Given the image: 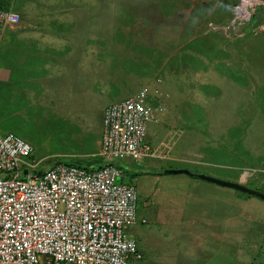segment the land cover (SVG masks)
Instances as JSON below:
<instances>
[{
    "label": "rangeland",
    "instance_id": "obj_1",
    "mask_svg": "<svg viewBox=\"0 0 264 264\" xmlns=\"http://www.w3.org/2000/svg\"><path fill=\"white\" fill-rule=\"evenodd\" d=\"M34 1L0 7L28 9L46 39L47 27L73 20L74 41L59 43L74 48L46 76L25 67L34 41L0 51V137L30 143L22 159L40 172L58 161L96 169L105 162L106 106L146 87L163 105L148 126L151 151L119 165L139 197L138 221L125 229L143 255L137 264H264V199L166 173L185 169L264 192V5L241 26L244 36L230 39L202 29L229 22L238 0ZM12 33L0 23V43ZM177 130L173 146L152 155Z\"/></svg>",
    "mask_w": 264,
    "mask_h": 264
},
{
    "label": "built area",
    "instance_id": "obj_2",
    "mask_svg": "<svg viewBox=\"0 0 264 264\" xmlns=\"http://www.w3.org/2000/svg\"><path fill=\"white\" fill-rule=\"evenodd\" d=\"M261 3L238 0L229 22L210 21L202 33L243 37L241 26L258 19ZM20 19L0 7L4 26ZM149 98L144 87L106 107L99 152L105 162L96 169L58 161L40 172L22 159L31 155L30 143L12 132L0 137V175L8 174L0 176V264H137L143 258L125 231L138 221L139 197L134 184L122 181L119 165L126 157L141 162L151 151L148 126L163 105Z\"/></svg>",
    "mask_w": 264,
    "mask_h": 264
},
{
    "label": "crops",
    "instance_id": "obj_3",
    "mask_svg": "<svg viewBox=\"0 0 264 264\" xmlns=\"http://www.w3.org/2000/svg\"><path fill=\"white\" fill-rule=\"evenodd\" d=\"M114 1H115L114 4L116 5L117 0H114ZM33 2L35 1L28 0V4L33 3ZM21 5L23 6L24 3ZM26 6H29V5H26ZM23 9H25L24 6H23ZM17 13L20 15V18H21L20 21L16 24L8 25L13 28L12 41H10V43H6L5 41H2V43H0V51L2 49L4 50L5 46L10 47L11 49L13 47H17L19 51V48H23V46H25L27 42L34 41L33 45L36 46L34 51H37V52H35L33 55L31 53L29 58L24 61L26 62V66H25L26 69L31 70L32 72H35V70H32L34 68L31 66V64L34 63V64H37L36 69L44 70L43 76H46L47 73L52 74L53 72L51 70H53L52 68L58 63V61H61V59H63L66 55L71 54L73 52V48H74L73 46L71 45L64 46L61 43H59V41H62V40L68 41L67 39L69 38H72L74 41V36H73V33L71 32H73L74 27L76 26L74 24L75 22L71 20L72 22L70 21L68 23V22H62L60 20V23L57 25H53L52 28H50V30H49V27H47L48 29L47 31L50 35L46 39L45 33L41 32L44 29L40 28L38 24H35V21H36L35 15H30V13L28 12V9H26V11L24 10L23 12H21V10H18ZM197 20L198 18L195 17V21H196L195 23H197ZM82 21H86V19ZM0 37H1V34H0ZM48 39H51V41H48ZM59 44H61L62 46H59ZM26 54L27 52L25 51V55ZM2 69L4 68L0 66V72L3 71ZM157 122H159V118ZM173 132L175 134L169 135L168 140L163 141L159 145V147H157L154 150L152 155L161 157L163 156L162 154L166 153L167 149L171 148L169 147V145L173 146V144L177 141V139L181 137L180 135L181 130L179 131L177 130ZM123 173H124L123 179L125 181V178H124L125 172ZM133 179L134 178H130V180H128L127 182L125 181V182L129 184H133L132 182Z\"/></svg>",
    "mask_w": 264,
    "mask_h": 264
},
{
    "label": "water",
    "instance_id": "obj_4",
    "mask_svg": "<svg viewBox=\"0 0 264 264\" xmlns=\"http://www.w3.org/2000/svg\"><path fill=\"white\" fill-rule=\"evenodd\" d=\"M166 173H186V174H189L192 176H197V177L202 178L204 180H207V181H210V182L222 185V186L231 187V188L243 191L245 193H248L250 195L257 196V197L264 199V192L257 190V189H253V188L246 186L245 184H242L239 182L227 181V180L219 179L216 177L208 176L205 174H194V173L190 172L189 170H185V169H181V170H178V169H171L170 170L169 169L166 171Z\"/></svg>",
    "mask_w": 264,
    "mask_h": 264
},
{
    "label": "trees",
    "instance_id": "obj_5",
    "mask_svg": "<svg viewBox=\"0 0 264 264\" xmlns=\"http://www.w3.org/2000/svg\"><path fill=\"white\" fill-rule=\"evenodd\" d=\"M79 162L81 163V161H79ZM79 162H74V163H72V164H78V165H80ZM100 166H101V164L99 165V167H100ZM133 178H135V177H133ZM122 181L125 182L124 179H122ZM247 194H248V193H247ZM248 196H253V195L248 194Z\"/></svg>",
    "mask_w": 264,
    "mask_h": 264
}]
</instances>
